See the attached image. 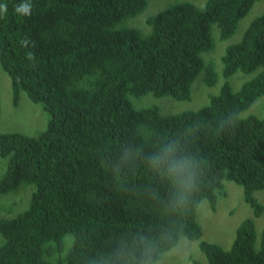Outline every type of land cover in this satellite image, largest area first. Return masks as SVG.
Wrapping results in <instances>:
<instances>
[{
  "label": "trees",
  "instance_id": "16d2710c",
  "mask_svg": "<svg viewBox=\"0 0 264 264\" xmlns=\"http://www.w3.org/2000/svg\"><path fill=\"white\" fill-rule=\"evenodd\" d=\"M149 1L0 0L13 105L24 92L49 115L39 135L0 132V202L20 195L0 218V264H151L184 236L205 264H264V117L242 115L264 96V13L225 46L220 70L207 55L213 31L232 37L259 0L176 2L146 18L149 31L129 24ZM24 2L30 15L15 11ZM202 70L207 84L224 83L197 110L163 114L130 99L187 100ZM238 71L253 75L234 89ZM174 163L184 172L170 173ZM227 181L253 210L228 249L203 240L197 219Z\"/></svg>",
  "mask_w": 264,
  "mask_h": 264
},
{
  "label": "rangeland",
  "instance_id": "374dc122",
  "mask_svg": "<svg viewBox=\"0 0 264 264\" xmlns=\"http://www.w3.org/2000/svg\"><path fill=\"white\" fill-rule=\"evenodd\" d=\"M182 1H191L201 6L207 0H150L147 8L141 13L142 15L139 14L130 18L131 22L129 24L149 31L150 26L145 23L149 15H153L173 3ZM200 1H204V3H200ZM263 13L264 0H259L247 16L240 21L235 34L226 41L220 42L218 33L215 30L213 31L214 39L217 36L218 43L213 51L207 52V55L215 61L218 70L222 67L220 56L224 53L225 46L239 41L252 20ZM205 60L208 61L206 58ZM252 75V73L238 71L230 78L231 86L234 89H239ZM223 83L224 78L220 77L216 84H207L205 81V70H202L192 85L191 98L187 100L180 101L170 95L155 96L152 93L143 96L130 95V99L136 108L158 107L163 114H178L183 111L197 110L206 105L212 95L220 92ZM0 96L2 101L0 132L18 131L30 135H39L46 128L49 118L48 113L43 105L34 103L26 93L22 92L20 104L17 107L13 105L11 80L9 75L3 71L1 64ZM248 114L264 117V96L257 99L249 110L242 113L243 116ZM5 169L6 162L0 155V176L5 172ZM225 184V196L221 192L217 193L218 203L216 210H211L209 202L203 200L197 209V219L203 227V240L220 244L228 249L233 243L237 227L244 219L253 216V210L244 200L243 187L241 185L228 181ZM8 196L1 199L4 202H0V218H2V215L12 213L11 211L17 203L15 200H18L20 195L10 194ZM256 196L264 204V190L257 191ZM255 220L257 230L260 233L264 226V212ZM0 237L2 236L0 235ZM206 262V256L200 249L198 240H191L184 236L180 239L177 246L165 252L160 260L151 264H205Z\"/></svg>",
  "mask_w": 264,
  "mask_h": 264
},
{
  "label": "clouds",
  "instance_id": "9594fccd",
  "mask_svg": "<svg viewBox=\"0 0 264 264\" xmlns=\"http://www.w3.org/2000/svg\"><path fill=\"white\" fill-rule=\"evenodd\" d=\"M31 7L32 5L28 2H24V3H21L19 5L16 6L15 8V11L17 14H20V15H30L31 14ZM8 11V6L7 4H0V14H6ZM169 151H171V146L169 148ZM167 152H165V157H167ZM160 162V159L159 157H152L151 158V163L153 165H156L157 163ZM185 167H186V164L185 163H174L172 166L169 167V172L170 173H183L184 170H185ZM190 179V177H189ZM143 264H149L148 261H145L143 262Z\"/></svg>",
  "mask_w": 264,
  "mask_h": 264
},
{
  "label": "bare ground",
  "instance_id": "6f19581e",
  "mask_svg": "<svg viewBox=\"0 0 264 264\" xmlns=\"http://www.w3.org/2000/svg\"><path fill=\"white\" fill-rule=\"evenodd\" d=\"M158 256V255H157ZM156 257V256H155ZM163 259V258H162ZM160 260V259H159ZM164 260V259H163Z\"/></svg>",
  "mask_w": 264,
  "mask_h": 264
}]
</instances>
